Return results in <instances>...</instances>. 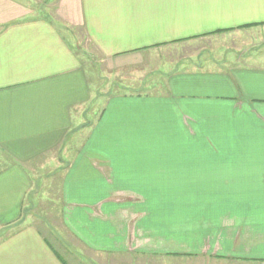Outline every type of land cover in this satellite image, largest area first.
Wrapping results in <instances>:
<instances>
[{"label": "crops", "instance_id": "0c3cea01", "mask_svg": "<svg viewBox=\"0 0 264 264\" xmlns=\"http://www.w3.org/2000/svg\"><path fill=\"white\" fill-rule=\"evenodd\" d=\"M60 146L71 264H264V0H0V264H70L24 217Z\"/></svg>", "mask_w": 264, "mask_h": 264}, {"label": "rangeland", "instance_id": "374dc122", "mask_svg": "<svg viewBox=\"0 0 264 264\" xmlns=\"http://www.w3.org/2000/svg\"><path fill=\"white\" fill-rule=\"evenodd\" d=\"M76 50H79L81 53H90L94 50L93 45L88 40V36L85 34L83 30H76ZM227 39V34L225 32H219L218 35L207 37L203 39H198L200 41L207 42H215L219 43L225 41ZM218 40V41H217ZM192 47H181L180 45H168L165 47H161L151 52L146 56V61L150 63L154 61H159V56H164L167 54L172 59V62H176L178 60V56L182 50H189L188 54L195 51ZM180 48V49H179ZM88 55V56H89ZM90 57V65L88 66V75L92 79L93 85L101 84L102 89L107 90L108 92L111 89H119V87L123 88L128 86L121 77L125 74H130V72L135 71V67L132 68H124L126 72L124 74H105L103 71V66L99 63V59L97 56H94L91 53ZM83 56V55H82ZM168 58V57H167ZM89 59V58H88ZM144 63V64H145ZM100 70V77L103 74V78L98 80V72ZM106 76V79H104ZM120 76V77H116ZM140 83V82H139ZM137 83V85L139 84ZM93 104V102H92ZM101 106V103H99ZM90 111L93 109V105L89 107ZM89 115V114H88ZM64 147V146H63ZM59 147L55 150H52L47 156L41 158V160H36L34 162V166L31 167L30 173L35 178V186L34 189L28 194L26 199V213L24 217H26V221H33L36 223L40 231H42L47 238L55 245L56 249L62 253L68 263L71 264V259L67 256V248L68 245L75 248L78 244L76 240H73V236L69 235L68 231L63 226V210L65 204L62 202V197H59V189L61 178H57L51 176L54 168L52 167L53 158L61 157V154L64 152V148ZM75 246V247H74ZM72 249V248H71ZM71 251V250H70ZM88 264V262H86ZM73 264V263H72Z\"/></svg>", "mask_w": 264, "mask_h": 264}]
</instances>
